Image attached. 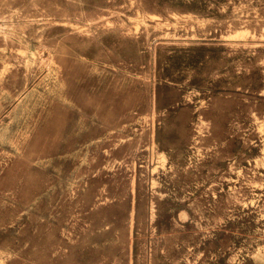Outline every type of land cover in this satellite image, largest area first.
I'll use <instances>...</instances> for the list:
<instances>
[{
	"label": "rangeland",
	"instance_id": "374dc122",
	"mask_svg": "<svg viewBox=\"0 0 264 264\" xmlns=\"http://www.w3.org/2000/svg\"><path fill=\"white\" fill-rule=\"evenodd\" d=\"M0 264H264V0H0Z\"/></svg>",
	"mask_w": 264,
	"mask_h": 264
}]
</instances>
